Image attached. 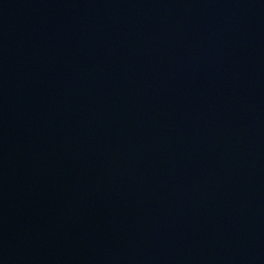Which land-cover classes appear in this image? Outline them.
I'll return each mask as SVG.
<instances>
[{
    "label": "water",
    "instance_id": "obj_1",
    "mask_svg": "<svg viewBox=\"0 0 264 264\" xmlns=\"http://www.w3.org/2000/svg\"><path fill=\"white\" fill-rule=\"evenodd\" d=\"M0 264H264V0H0Z\"/></svg>",
    "mask_w": 264,
    "mask_h": 264
}]
</instances>
